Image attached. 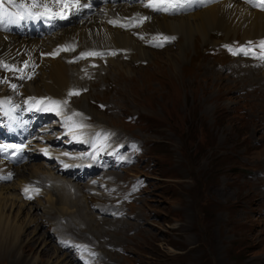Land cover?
I'll list each match as a JSON object with an SVG mask.
<instances>
[{
  "label": "rangeland",
  "instance_id": "1",
  "mask_svg": "<svg viewBox=\"0 0 264 264\" xmlns=\"http://www.w3.org/2000/svg\"><path fill=\"white\" fill-rule=\"evenodd\" d=\"M196 32L189 43L179 33L157 32L154 37L175 39L163 48L149 40L143 45L155 52L149 58H136L135 50L122 48V61L113 54L112 63L104 55L71 63L69 87L79 92L71 104L80 103L88 120L114 128L130 146L111 155L119 167L112 170L113 186L84 187L89 185L86 176L60 173L54 159L34 156L19 165L38 163V169L24 171L77 184L69 202L58 199L63 186L50 192L48 181L40 183L33 200H21L24 180L15 166L13 180L0 184L13 187L3 207L12 225L0 224V264H81L55 235L75 238L76 251L83 240L93 242L103 264H264V197L256 191L264 187V94L256 93L264 91V66L234 59L221 47L223 42L259 38H243L240 29H210L206 40ZM178 50L185 52L178 59L165 55ZM128 57L132 64L124 61ZM87 68L95 71L91 77L82 76ZM6 80L16 81L0 68V88L14 91ZM62 115L50 118L58 124ZM121 186L122 197L108 189L119 192ZM108 194L121 197L119 219L113 218L114 207L109 217L96 216L98 211L90 207L106 203L101 200ZM28 212L33 220H27ZM7 241L11 248L4 246ZM95 252L90 247L86 257L94 261Z\"/></svg>",
  "mask_w": 264,
  "mask_h": 264
},
{
  "label": "bare ground",
  "instance_id": "2",
  "mask_svg": "<svg viewBox=\"0 0 264 264\" xmlns=\"http://www.w3.org/2000/svg\"><path fill=\"white\" fill-rule=\"evenodd\" d=\"M138 1L139 0H122V4L107 5L105 7L106 8L105 12L99 13L97 15L89 16L84 20H79L72 25H69L65 28H61L51 36H45L42 38L28 37V36L18 37L12 34L0 32V57L4 58L6 62H14V64H16L20 60H23L25 62L29 60L37 61L39 63L37 67V72L32 78H30L31 80L29 79L30 80L29 82H27L24 85H21L20 87L21 89H23V91L26 92L24 96L28 98L32 96L33 98L29 100L32 101L35 99L34 95H38L37 100L42 101L40 105L42 106L44 111L57 110L64 112L67 116H72V112L76 111L77 109L72 107V104L74 102L71 104V100H72L71 98L73 97L68 95L69 91L74 89L69 87L72 80V74H71L72 71H70L71 68L70 65L71 63L72 64L75 63L72 61L73 57H75L77 54L83 51L97 53L99 51L106 50L105 57L109 58L108 60H110L109 62L111 63H112L111 56L113 54L116 55V59L122 61L123 58L122 54H119L122 52V48L126 53H129V49L135 50L136 58H142V59L146 57L149 58L150 53L154 54L155 52L153 50L151 51V49L145 46L147 42L152 38H154L157 32L160 31L174 33V34L179 33L181 34V37H184L186 43H189L192 40V32L194 31H197L196 33L200 34L201 37H204L206 40V38H208L210 35L207 34L208 30L210 29L212 30L216 29L223 33L230 32L231 29L234 30L240 29L242 31L243 38H250L254 36L255 38L264 39V11L253 9L239 0H220L204 8L197 9L196 11L194 10V12L192 11L193 13H188V14L186 13V15L185 14L167 15V14H162V13L158 14L151 11H147L137 6ZM5 2L8 3L7 0H5ZM118 12L124 14H128L130 12H137L140 14L146 13L147 19L143 23L137 25L131 31L128 29L127 24L125 22H122L123 25L122 28L110 24V21L120 18V16L117 15ZM245 40L246 39L240 40V42L244 43L245 45H249L250 43H252V40L249 43H247V41L249 40L247 41ZM139 42L142 45L139 44ZM64 45H66L67 48L64 49L63 48ZM166 47L164 49H166ZM244 52H249V50L245 49ZM244 52H241L239 49L235 51V53L237 54H233L234 53L233 52L229 56L234 59L237 58L240 61L245 60L247 59V55H245ZM51 53H55V54L52 55ZM184 54L185 52L182 50L173 52V54L165 53V55H167V58L169 60L175 58L178 59L180 55H184ZM83 60L84 59H81L79 60V62H83ZM124 61L126 62L128 61L129 63L132 64V60L130 58ZM257 61L261 62L259 66H264V55H258L250 62L255 67H257L258 66L256 65ZM93 73H95L94 70L87 68L82 73V76L91 77ZM93 79L95 78L93 77ZM47 80H50V83L47 82ZM254 90H251V92H253ZM29 92L33 93L34 95L30 94ZM46 92L50 93V95H48V93L45 96L41 95ZM10 93H11L10 89L5 88L4 91L0 88L1 107L6 106L8 103H10V101L7 100L8 98L7 94ZM256 93L261 95L264 94V91L260 89H256ZM11 95L12 94H10V96ZM49 96L58 97V101L61 103L59 105L51 103ZM64 101H67V104H64L63 103ZM75 105L79 107V110L83 111L81 109L80 103L76 102ZM83 112L85 114H88L85 110ZM75 121L77 123H87V120L84 117H77ZM95 122L98 121L95 120ZM97 135H99V133ZM72 155L75 154L73 153L69 154V156ZM83 160L84 158L79 156V158L76 160V164H71V166L64 168V171L72 172L74 168L73 166H79V167L86 166V168H88L91 165H96L94 161L83 162ZM38 165H39L38 163L37 164L34 163V164H29V166L28 165L22 167L16 166L17 171L19 173V180H24L20 182V185H22L25 182L34 181V179H36L38 180V183H42L43 181H45L46 184V182L48 181L49 183L48 185L47 184L46 185L50 187V192L53 190L54 187L63 186V188H61L63 189V193H60L58 199L64 202H69L71 200L70 195L75 194L77 191L76 189L77 184H72L71 182H68L65 179H61L54 174H52L48 178L40 175H35V177H33L31 173L29 174L28 171L26 172L24 171V170H28V168H30V170L38 169L39 167ZM109 172L114 173V171L105 172L106 178ZM117 178L118 177L116 176V179ZM64 182H66L67 184H64ZM108 182H109L108 186H113V184L111 183L112 179ZM87 186L88 185H85L84 187ZM11 188H13L11 184L0 185V224L3 221H5L4 226L6 228L9 225H12L9 223L10 222L9 219L11 218L8 217L9 219H7V215L5 213L6 211L4 212L3 209L4 206L6 207V204L8 202L7 200H9V198H12L13 193L11 194V192H9ZM65 189L69 191L70 194L66 193ZM47 191L48 190H46V192ZM256 191L257 193H259L258 196H260V198L262 199V196L264 197V187H262L260 191L256 188ZM108 196H110L111 198L110 200L108 199ZM105 199L107 204L104 205H98L97 203L96 204L90 203V207L92 208L96 207L95 209L98 210V215L96 214V216L107 214L108 213L107 210L113 207L114 205L118 204L119 202L118 199L112 198L110 194H108L107 196H102L101 201H104ZM21 200L30 202L23 198H21ZM23 201H20L21 205H26V203ZM71 204L74 205V202H72ZM61 208L63 210V206ZM65 210L66 209L64 207V211ZM118 212L115 214L118 216L117 219L121 218V216L118 215ZM29 214H30L29 212L26 214L27 220H33L34 218L33 219L31 218L32 215L30 216ZM72 215H73L72 218L75 221H81L82 217L74 214ZM260 215H261L260 217L263 219L264 208L260 213ZM7 222L9 224H7ZM127 230L130 231L129 229ZM6 233L9 234L10 231L7 230ZM9 242L10 241H7L4 244V246L10 245L11 248L12 245ZM11 250H9L8 252H10Z\"/></svg>",
  "mask_w": 264,
  "mask_h": 264
},
{
  "label": "snow or ice",
  "instance_id": "3",
  "mask_svg": "<svg viewBox=\"0 0 264 264\" xmlns=\"http://www.w3.org/2000/svg\"><path fill=\"white\" fill-rule=\"evenodd\" d=\"M4 2H5V0H0V22H3V16L4 15H8V13L2 11L3 7H4ZM7 2L10 3V4H15V0H7ZM57 2L59 3V2H61V0H57ZM196 2H202V0H185L184 3H180L179 0H160V3H149V4H146L145 6L146 7H152L156 11H162V12H165V13H173V12L180 11V10L184 9L185 7L191 6V4L196 3ZM249 2H251V0H249ZM165 4L167 6H164ZM16 6L20 7V8L24 7L23 4H17ZM256 6L261 7L262 9H264V0H260V4L256 5ZM32 7H36V5L33 4ZM64 7L68 8L69 10H72V9H75L76 5L64 2ZM24 18H25L24 16H20L19 17V19H21V20L24 19ZM143 19H147V18H141V21H143ZM10 22L11 23H16L17 20H12ZM110 23H115V21H110ZM172 39H175V37L164 36L162 38L161 37H154L153 38L154 41H158V42L155 43V46H157V47H163L164 42H168V41H170ZM261 47H264V41H261ZM240 51L244 52L243 49H240ZM233 54H237V53L234 52ZM244 54L247 55L248 52H244ZM83 55L84 56H87V55H100V53L93 52V53H85ZM12 87L15 88L16 86L12 85ZM78 94H79L78 92H73V91H70L68 93L69 96L78 95ZM36 103L37 104H41L42 101L37 100ZM51 103L59 105L61 102H59V101H51ZM63 103L67 104V101H64ZM74 115H78V113L74 114ZM68 119L70 120L71 117H68ZM81 127H82V125H81ZM69 130H71V129H69ZM9 147H13V148L17 149L16 153H12L13 155H16L17 153H19V152H21L23 150L21 148V146L11 145V146H0V151L8 152ZM28 191H29V189L27 187H25L24 192L27 194ZM27 198L31 199L30 196H28Z\"/></svg>",
  "mask_w": 264,
  "mask_h": 264
}]
</instances>
